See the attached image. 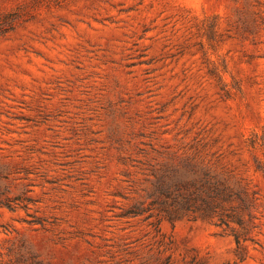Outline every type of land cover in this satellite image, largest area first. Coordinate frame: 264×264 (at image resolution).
<instances>
[{
	"label": "rangeland",
	"instance_id": "1",
	"mask_svg": "<svg viewBox=\"0 0 264 264\" xmlns=\"http://www.w3.org/2000/svg\"><path fill=\"white\" fill-rule=\"evenodd\" d=\"M0 25V264H264V0H0ZM193 157L255 198L243 261L153 203Z\"/></svg>",
	"mask_w": 264,
	"mask_h": 264
},
{
	"label": "trees",
	"instance_id": "2",
	"mask_svg": "<svg viewBox=\"0 0 264 264\" xmlns=\"http://www.w3.org/2000/svg\"><path fill=\"white\" fill-rule=\"evenodd\" d=\"M13 14L9 12L5 16L10 18ZM166 171L171 175L169 179L159 176L154 182L153 203L158 204L169 219L182 215L194 219L198 215L215 219L222 232L234 238L236 255L243 261L248 241L255 240L251 211L255 198L250 195L247 185L239 182L233 184L231 177L212 174L195 157L187 158L184 163L168 162ZM180 173H191V177L180 176ZM0 203L12 206L10 201L1 198ZM144 210L137 204V214Z\"/></svg>",
	"mask_w": 264,
	"mask_h": 264
}]
</instances>
